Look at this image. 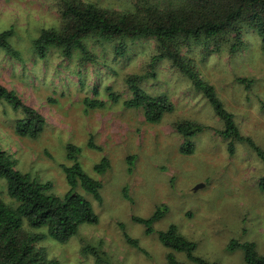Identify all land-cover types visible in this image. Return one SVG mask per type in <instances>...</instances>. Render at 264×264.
Instances as JSON below:
<instances>
[{
    "label": "rangeland",
    "instance_id": "374dc122",
    "mask_svg": "<svg viewBox=\"0 0 264 264\" xmlns=\"http://www.w3.org/2000/svg\"><path fill=\"white\" fill-rule=\"evenodd\" d=\"M79 1L121 15L136 9L133 0ZM62 2L0 0V32L12 29L8 42L19 54V59H14L0 51V84L14 91L45 121L36 139L18 137L13 125L22 115L0 100V149L14 161L16 171L41 183L50 182V193L62 197L68 187L59 165H70L64 148L74 145L79 148L77 161L82 171L101 184L99 202L79 186L75 188L91 205L95 224L80 225L77 234L65 243L48 238L34 247L59 264H95L92 256L79 254L83 245L103 254L101 264H166L169 251L159 244L156 233L173 225L196 245L194 256L209 264H244L239 250L226 251L230 240L253 242L257 253L264 256V164L255 152L246 143L233 141L229 154L230 140L214 132L223 128L222 122L188 78L166 60L149 68L151 57L156 55L152 39H125L124 56L114 57L115 41L86 38L93 62H79L77 51L64 59L56 48L37 58L31 41L41 30L59 28ZM241 35L242 46L232 55L228 37L206 47L190 43L180 53L213 87L239 134L262 149L264 48L247 27H241ZM146 73L152 77L141 82L140 88L150 96L164 94L173 106L157 124L145 123L140 110L123 107V101L130 97L124 79ZM106 88L118 95L115 103L109 100ZM85 99L101 102L102 107L88 109L83 105ZM180 121L205 127L189 140L193 145L190 154L179 152L183 139L173 125ZM89 139L100 151L87 147ZM129 156L134 157L130 174ZM102 157L109 162V169L97 175L93 166ZM198 184L202 187L192 191ZM123 188L131 203L123 198ZM0 201L15 206L6 195L3 180ZM161 205L166 213L152 224L153 232L145 235L144 227L131 217L147 219ZM22 222L24 233L44 232ZM123 233L135 239L143 252L129 246ZM172 254L177 262L188 264L184 254Z\"/></svg>",
    "mask_w": 264,
    "mask_h": 264
},
{
    "label": "trees",
    "instance_id": "16d2710c",
    "mask_svg": "<svg viewBox=\"0 0 264 264\" xmlns=\"http://www.w3.org/2000/svg\"><path fill=\"white\" fill-rule=\"evenodd\" d=\"M135 12L128 15L116 14L79 0H63L59 9L60 26L57 30H41L31 41L33 54L44 58L49 48H56L62 58L69 59L73 51H77L81 63L93 62L94 56L88 51L84 40L96 38L104 42H114L113 56L123 57L125 39H152L156 45V55L150 59L149 68L160 60H166L171 67L177 69L188 78L193 89L200 92L210 105L214 115L222 122L223 128L214 131L222 139L230 140L227 151L232 154V142H244L264 164V148L260 149L247 137L239 134L230 113L224 110L215 95L213 87L202 80L193 63L183 55L181 49L190 43L206 47L209 43L218 44L228 37V52L234 54L242 46L241 27L254 31L264 48V0H133ZM11 28L0 32V51L5 55L19 59L18 52L9 44L12 36ZM232 35V36H230ZM223 38V39H222ZM152 77L149 74L128 75L124 84L130 93L129 99L123 101L126 109L140 110L147 124H157L163 114L171 113L173 106L164 94L150 96L140 88V83ZM244 83L243 79L238 80ZM109 92L110 89L106 88ZM93 90V94H95ZM112 103L118 95L109 92ZM0 100L6 102L13 111H19L22 117L14 122L13 131L18 137L36 139L45 126L44 118L33 108L22 102L16 93L0 84ZM84 107L101 108L102 103L85 99ZM173 129L183 139L179 148L182 154H190L193 149V136L205 127L199 123L180 121ZM89 149L100 151L91 139L87 143ZM65 158L69 166L59 165L64 181L68 187L62 197L50 193V182L41 183L28 174H21L14 169V161L0 149V180L5 182L6 195L14 201L15 206L9 207L0 201V264H59L54 259H47L44 252L34 247L46 239L57 243H65L77 234L82 224H95L97 217L91 205L75 192L77 186L99 202L100 182L87 176L81 169L77 158L79 148L65 145ZM134 157L129 156L127 173ZM109 169V162L102 157L93 166L97 175ZM122 196L131 203V199L122 189ZM166 213L161 205L147 218L131 217V221L144 227V234L150 235L152 224ZM22 220L30 229H43L44 232L28 234L22 230ZM159 244L169 253L165 256L166 264H185L177 262L172 253H182L188 264H209L195 257L196 245L179 234L176 227L170 225L165 231L156 233ZM124 241L138 249V243L123 233ZM239 250L244 264H264V256L256 251L253 242H237L230 240L226 245L227 252ZM82 256L90 255L95 264H101L103 255L95 247L83 245L79 249Z\"/></svg>",
    "mask_w": 264,
    "mask_h": 264
},
{
    "label": "water",
    "instance_id": "95a60500",
    "mask_svg": "<svg viewBox=\"0 0 264 264\" xmlns=\"http://www.w3.org/2000/svg\"><path fill=\"white\" fill-rule=\"evenodd\" d=\"M202 185L201 184H198L196 186H194V188L192 189V191H196L197 189L201 188Z\"/></svg>",
    "mask_w": 264,
    "mask_h": 264
}]
</instances>
